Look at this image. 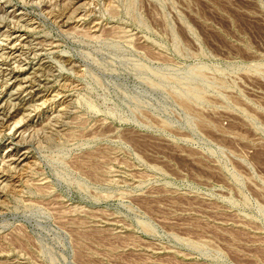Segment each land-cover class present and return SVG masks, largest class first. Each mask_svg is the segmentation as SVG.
Masks as SVG:
<instances>
[{
    "label": "rangeland",
    "instance_id": "374dc122",
    "mask_svg": "<svg viewBox=\"0 0 264 264\" xmlns=\"http://www.w3.org/2000/svg\"><path fill=\"white\" fill-rule=\"evenodd\" d=\"M0 264H264V0H0Z\"/></svg>",
    "mask_w": 264,
    "mask_h": 264
},
{
    "label": "bare ground",
    "instance_id": "6f19581e",
    "mask_svg": "<svg viewBox=\"0 0 264 264\" xmlns=\"http://www.w3.org/2000/svg\"><path fill=\"white\" fill-rule=\"evenodd\" d=\"M17 42H18V41H17ZM14 126H15V125H14ZM14 126H13V127H14ZM16 135H17V134H16ZM21 152H22V151H21ZM22 157H23V156H22ZM6 162H7V161H6ZM2 164H3V163H2ZM13 166H14V165H13ZM2 171H3V170H2Z\"/></svg>",
    "mask_w": 264,
    "mask_h": 264
}]
</instances>
